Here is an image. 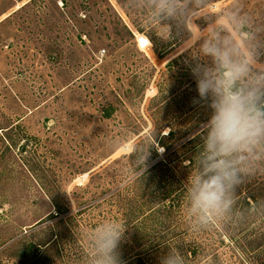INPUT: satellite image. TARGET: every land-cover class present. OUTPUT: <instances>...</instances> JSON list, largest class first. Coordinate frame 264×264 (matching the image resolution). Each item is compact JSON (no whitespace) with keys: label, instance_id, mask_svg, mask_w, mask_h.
I'll return each mask as SVG.
<instances>
[{"label":"rangeland","instance_id":"1","mask_svg":"<svg viewBox=\"0 0 264 264\" xmlns=\"http://www.w3.org/2000/svg\"><path fill=\"white\" fill-rule=\"evenodd\" d=\"M240 23L264 70V0H0V264H98L110 224L122 264H264V142L226 208L191 195L212 113L191 70Z\"/></svg>","mask_w":264,"mask_h":264},{"label":"clouds","instance_id":"2","mask_svg":"<svg viewBox=\"0 0 264 264\" xmlns=\"http://www.w3.org/2000/svg\"><path fill=\"white\" fill-rule=\"evenodd\" d=\"M179 0H153L155 14L174 16ZM239 23V22H238ZM233 29L227 37L214 34L200 44V53L211 59L214 67L192 68L197 91L211 98L212 113L208 120L205 179L197 177L192 188L193 208L203 212L219 211L229 201L225 194L238 182L236 165L264 142V70L254 71L257 60L246 47L249 34ZM192 39L199 41L194 32ZM195 103V101H194ZM119 225H106L98 230V264H122L116 249L121 240ZM172 264V261H168Z\"/></svg>","mask_w":264,"mask_h":264}]
</instances>
